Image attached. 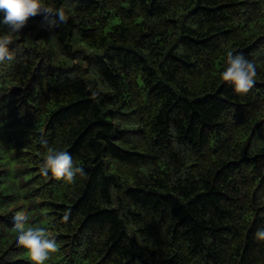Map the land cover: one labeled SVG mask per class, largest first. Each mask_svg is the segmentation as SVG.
<instances>
[{"label": "trees", "instance_id": "obj_1", "mask_svg": "<svg viewBox=\"0 0 264 264\" xmlns=\"http://www.w3.org/2000/svg\"><path fill=\"white\" fill-rule=\"evenodd\" d=\"M44 3L63 28L30 17L0 62V264H31L21 214L57 241L45 264H264V0ZM76 43L88 70L54 59ZM229 53L257 66L247 94ZM39 137L84 174L41 175Z\"/></svg>", "mask_w": 264, "mask_h": 264}, {"label": "clouds", "instance_id": "obj_2", "mask_svg": "<svg viewBox=\"0 0 264 264\" xmlns=\"http://www.w3.org/2000/svg\"><path fill=\"white\" fill-rule=\"evenodd\" d=\"M30 17H38L41 23H50L56 29L64 26L62 14L57 11L50 15L44 0H0V25L7 26V31L0 32V62L13 59L9 45ZM219 77L236 94L244 95L256 82L257 66L242 54L229 53L227 66L219 73ZM38 141L46 149L39 162L41 175L73 184L77 175L84 174V169L77 165L70 152L49 146V141L43 137H39ZM63 219L67 221L68 215ZM10 225L9 231L15 238L14 243L26 250L31 264H45L50 254L57 251V241L51 237L48 229L31 224L27 214L13 217ZM254 238L264 242V227L256 230Z\"/></svg>", "mask_w": 264, "mask_h": 264}, {"label": "rangeland", "instance_id": "obj_3", "mask_svg": "<svg viewBox=\"0 0 264 264\" xmlns=\"http://www.w3.org/2000/svg\"><path fill=\"white\" fill-rule=\"evenodd\" d=\"M50 46H44L41 50L43 52V56L46 59L48 57V50ZM73 54L66 55L63 54L60 50L57 49V53H53L54 59H65L69 64H73L75 69L78 70H88L91 68L92 63L98 58V53H91L88 50H85L78 43L75 44V48L71 50Z\"/></svg>", "mask_w": 264, "mask_h": 264}]
</instances>
